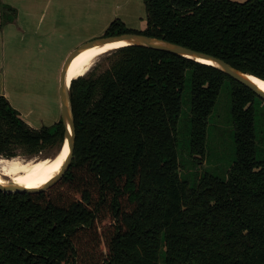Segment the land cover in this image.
<instances>
[{
    "label": "trees",
    "instance_id": "obj_1",
    "mask_svg": "<svg viewBox=\"0 0 264 264\" xmlns=\"http://www.w3.org/2000/svg\"><path fill=\"white\" fill-rule=\"evenodd\" d=\"M146 27L116 18L105 35L139 32L220 57L264 79V0H142ZM16 8L0 0V28ZM109 67L71 80L73 157L37 192L0 191V264H264V151L255 102L218 68L143 45L114 50ZM230 96L234 157L194 184L180 175L178 123L189 106L188 150L203 165L208 118ZM185 95V96H184ZM63 126L31 127L0 95V154L61 145Z\"/></svg>",
    "mask_w": 264,
    "mask_h": 264
},
{
    "label": "rangeland",
    "instance_id": "obj_2",
    "mask_svg": "<svg viewBox=\"0 0 264 264\" xmlns=\"http://www.w3.org/2000/svg\"><path fill=\"white\" fill-rule=\"evenodd\" d=\"M49 2L47 12H44L46 17L43 26L37 35L39 40L30 38V42L33 43L29 48L24 47L22 43L19 44L14 48V59L10 61L5 60L8 57L5 50L4 60H0V95H4L22 118L29 121L31 123L29 125L34 128L52 125L60 117L59 71L64 58L71 50L85 41L102 35L109 23L116 18L131 29L143 30L146 27V11L142 0H49ZM115 49L97 58L88 71L100 73L109 67ZM255 109L256 144L260 155L264 151V102L257 99ZM188 117L189 106L183 102L178 123L181 177L194 184L203 171L223 175L234 157L230 96L226 85L220 89L208 118L207 152L205 159H202L203 165L195 162L187 147ZM60 149L61 145L57 143L35 156H53ZM14 151L17 156L24 159L34 157L26 155L20 146L15 147ZM158 263L163 264L162 247Z\"/></svg>",
    "mask_w": 264,
    "mask_h": 264
},
{
    "label": "water",
    "instance_id": "obj_3",
    "mask_svg": "<svg viewBox=\"0 0 264 264\" xmlns=\"http://www.w3.org/2000/svg\"><path fill=\"white\" fill-rule=\"evenodd\" d=\"M116 41H123L125 42V45H143L153 49L171 52L177 55H181L193 59L198 62H201L199 59H205L209 62H201V63L209 64L218 68L225 74L229 75L230 77L244 84L246 87L251 89L255 94H257L259 97H261L264 100V91L248 78L249 73L241 71L240 69L236 68L235 66L223 60L220 57L214 56L212 54L203 51L195 50L175 42L168 41L162 37L150 36L139 32H121V33H114L108 35L102 34L100 36L94 37L88 41L81 43L73 50H71L68 53V55L65 57L61 65L59 78H58L60 120L63 126V137H62L61 147L65 143L68 146V152L63 161L61 169L54 177H52L50 180H48L46 183H44L41 186L26 188V187H19L17 185H14L13 183H6V184L0 183V191H6V192L42 191L50 187L53 183H55L58 179H60L63 176L65 171L68 169L69 164L73 157V150H74L75 136H76L74 118H73L71 102L69 98L70 83L67 84L66 81V71L68 69L69 63L75 55H77L78 53L82 52L87 48L108 42H116Z\"/></svg>",
    "mask_w": 264,
    "mask_h": 264
},
{
    "label": "bare ground",
    "instance_id": "obj_4",
    "mask_svg": "<svg viewBox=\"0 0 264 264\" xmlns=\"http://www.w3.org/2000/svg\"><path fill=\"white\" fill-rule=\"evenodd\" d=\"M124 45L123 41L108 42L87 48L75 55L66 71L67 84L72 79L84 75L101 55ZM199 60L209 62L205 59ZM248 78L264 91V79L251 74ZM67 152L68 146L65 143L53 156H34L24 159L17 155L12 157L0 155V183H13L26 188L41 186L59 172Z\"/></svg>",
    "mask_w": 264,
    "mask_h": 264
},
{
    "label": "crops",
    "instance_id": "obj_5",
    "mask_svg": "<svg viewBox=\"0 0 264 264\" xmlns=\"http://www.w3.org/2000/svg\"><path fill=\"white\" fill-rule=\"evenodd\" d=\"M3 2L15 7L17 12L13 22L7 23L0 28V50L2 51L0 60H4L3 56L6 50L8 57L5 60L10 61L14 59L13 51L19 44L22 43L25 45L24 47L29 48L33 43L30 42V38L39 40L37 35L43 26L42 23H44L46 17L44 12H47L50 2L49 0H3ZM38 44L41 45L39 42ZM2 93L5 94V92ZM24 120L31 124L25 118Z\"/></svg>",
    "mask_w": 264,
    "mask_h": 264
}]
</instances>
